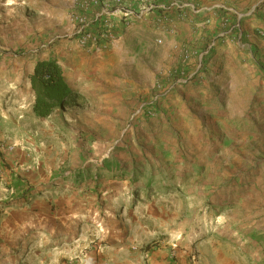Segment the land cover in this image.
Masks as SVG:
<instances>
[{"label": "rangeland", "instance_id": "obj_1", "mask_svg": "<svg viewBox=\"0 0 264 264\" xmlns=\"http://www.w3.org/2000/svg\"><path fill=\"white\" fill-rule=\"evenodd\" d=\"M194 1L200 14L168 4L116 22L118 42L97 52L76 34L79 19L99 13L93 0H0V264H35L25 259L31 239L74 252L138 247L142 264H264V48L252 55L248 41L238 51L227 38L232 62L187 60L191 45L213 50L238 34L264 0L242 10ZM212 14L217 27L198 26ZM183 24L202 39L170 49ZM256 36L264 41V28ZM50 59L79 101L38 119L30 76ZM198 68L205 81L190 91ZM108 161L114 179L104 178ZM80 172L84 182L73 179ZM35 202L44 234L10 240L5 222Z\"/></svg>", "mask_w": 264, "mask_h": 264}, {"label": "crops", "instance_id": "obj_2", "mask_svg": "<svg viewBox=\"0 0 264 264\" xmlns=\"http://www.w3.org/2000/svg\"><path fill=\"white\" fill-rule=\"evenodd\" d=\"M253 1L254 0H227V2L230 3L228 7H231V5H233L235 8L237 9L239 8L241 10L244 9L250 2ZM217 6L218 5L216 4L215 7ZM247 15L249 16V14ZM221 20L222 19H220L217 15L212 14L211 18L208 21L203 22L201 24L199 23L198 26L203 25V27H207L212 31L214 27H217L219 25V22H221ZM241 26L242 28L239 29V33L235 34L232 37L229 36V32L223 34L224 38L219 41V45L217 46V48L213 50L210 45L207 48L204 47V43H202L201 40L202 37L199 34H194L192 38L190 37V39H188L189 38L188 35L184 33H188V34L190 33L189 31L192 28L191 24L181 25L175 31V33L173 34L170 33L167 40L169 41L168 44L170 49L174 48L177 50H179L180 46L185 41L189 43L190 41L201 40V42L196 43V46H194V44L191 45L190 50L192 52L190 54L192 56L191 59H187L189 64H192V62L195 61V58H197V57H193V55L195 56L197 55L200 61L201 56L206 54L205 62H208L215 53H216V57L217 56L222 57L223 54L226 55L228 54L226 59L230 61L229 59L232 58V55L238 54V51L244 50L243 46H241L240 44L242 39L243 41L245 40L249 42V45L248 44L246 45H248L249 48H252L250 51L252 55L254 54L253 52H256L258 49L262 50L264 48V41H262L259 37L256 36V31L264 28V9L260 10L259 12L252 13L249 19H246L244 22L240 24V27ZM227 38L232 39V43L234 44V47L236 49L238 48L237 49L238 51L234 52V50L229 49L232 48V45L228 42L229 39ZM216 57H213V59L209 61V65H207L208 67L216 65L215 64ZM221 61L222 58H219L217 64L220 65ZM185 73L186 72L183 71L182 69L176 70V74L177 76H179V78L183 77ZM203 77L204 74L201 73L199 68L195 69V71L189 75V78L191 80L188 82L186 88L191 89L190 91H193L192 90L193 86L201 84V82L205 81V79L203 80ZM171 97L173 98V100L175 99L178 100L177 95ZM146 128H147V124H146ZM37 204L38 202H35L34 205H32L31 209L27 208V209L18 210L19 212L18 215H15L14 217H10L8 221L5 222L6 225H8V227L10 228V230L5 231L4 233L7 234L8 237H10V240H15L16 239L15 237L19 235L22 232V230L24 232H27V234H30L32 236L35 235L36 237L44 234V230L42 229V227H40L41 223L38 218L40 210L37 209L38 208ZM29 209L31 211H28ZM29 242H35V243L33 245L28 244V246L31 247L30 248L31 250H29V252L26 254L25 259L29 260L30 258H32V262L35 264H142L141 261L142 259L140 258L141 256L140 254H142L141 250H139L138 247H131L128 245H120L114 243L111 246L100 247L99 249L97 247H92V248L89 247L88 250H84L85 248H88V247H84V249L74 252V251L64 250V248L59 249V245H58L59 240H55V239H48V240L31 239L29 240ZM18 244L20 243H16L15 246L18 247ZM22 246L23 247L25 246L24 243H22ZM36 248H45V249L52 248L53 250H49L45 252H41V251L37 252L35 251ZM26 249L28 248L26 247Z\"/></svg>", "mask_w": 264, "mask_h": 264}, {"label": "built area", "instance_id": "obj_3", "mask_svg": "<svg viewBox=\"0 0 264 264\" xmlns=\"http://www.w3.org/2000/svg\"><path fill=\"white\" fill-rule=\"evenodd\" d=\"M93 2L99 6V13L87 21L79 19L76 34L79 48L97 52L118 42L119 34L114 33L116 22L128 25L135 19L167 10L168 4L181 11L196 14L204 10L194 0L186 3L178 0H93Z\"/></svg>", "mask_w": 264, "mask_h": 264}, {"label": "trees", "instance_id": "obj_4", "mask_svg": "<svg viewBox=\"0 0 264 264\" xmlns=\"http://www.w3.org/2000/svg\"><path fill=\"white\" fill-rule=\"evenodd\" d=\"M30 84L34 93L33 113L38 119H48L59 109L74 106L79 101L80 93L67 82L63 68L54 59L36 62ZM117 166L106 162L107 175L104 178L114 179ZM73 179L84 182L86 174L80 172Z\"/></svg>", "mask_w": 264, "mask_h": 264}, {"label": "bare ground", "instance_id": "obj_5", "mask_svg": "<svg viewBox=\"0 0 264 264\" xmlns=\"http://www.w3.org/2000/svg\"><path fill=\"white\" fill-rule=\"evenodd\" d=\"M187 197L191 198V197H192V194H188V196H187Z\"/></svg>", "mask_w": 264, "mask_h": 264}]
</instances>
